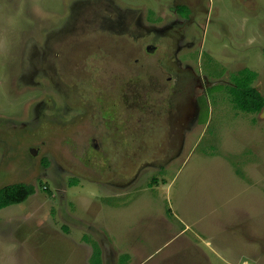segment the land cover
I'll return each instance as SVG.
<instances>
[{
  "label": "rangeland",
  "instance_id": "374dc122",
  "mask_svg": "<svg viewBox=\"0 0 264 264\" xmlns=\"http://www.w3.org/2000/svg\"><path fill=\"white\" fill-rule=\"evenodd\" d=\"M134 1L156 8L157 0ZM203 6L177 55L199 82L163 71L158 51L145 62L150 76L138 72L137 105L124 89L117 125L110 115L93 127L112 174L69 169V148L74 161H94L82 139L91 127L52 121L46 107L63 97L47 76L19 72L22 41L11 39L21 19L0 12V188H36L0 211V264H94L98 253L101 264H264V111L242 112L230 94L249 69L264 96V0ZM33 134L46 144L29 142ZM131 160L144 165L134 170Z\"/></svg>",
  "mask_w": 264,
  "mask_h": 264
},
{
  "label": "flooded vegetation",
  "instance_id": "af4514ba",
  "mask_svg": "<svg viewBox=\"0 0 264 264\" xmlns=\"http://www.w3.org/2000/svg\"><path fill=\"white\" fill-rule=\"evenodd\" d=\"M166 1L157 0L155 9H140L134 0H0V12L11 17L16 14L21 19L19 25L23 29L17 38L11 39L22 41L16 57L22 62L19 72L33 71L47 76L63 97L62 104L56 102L55 106L46 107L53 112L52 121L57 123L65 119L91 127L88 140L82 139L87 148L94 147V161L90 158L74 161L76 157L71 158L72 148H69L71 150L63 155L70 158L63 157L62 160H67L70 170L79 165L85 173L91 169H106L110 174L115 172L113 163L106 162L108 155L98 145L101 132L93 137L99 133L93 127L106 126L110 115L117 117L119 105L127 101L124 89L134 93L129 104L137 105L138 72L150 76L145 62L158 51H162L164 64H169L162 68L163 71L171 72L176 79L189 78L191 82H199L193 69L179 61L177 55L183 51L181 41L186 40V24H191L193 15L204 9V0H172L170 6ZM201 87L198 84L196 88ZM80 109L86 114L82 118L75 112ZM40 116L49 121L46 113ZM36 140L46 144L43 137L34 134L29 142ZM84 148L81 146L80 151ZM30 150L31 156L37 157L38 149L33 147ZM75 152L77 154V150ZM153 163L145 164L155 165ZM56 165L53 163L50 169ZM132 165L134 170H139L144 162H132ZM128 171L133 172V167L126 170L125 175H129ZM111 183L121 187L119 182ZM4 188L6 186L0 191Z\"/></svg>",
  "mask_w": 264,
  "mask_h": 264
},
{
  "label": "trees",
  "instance_id": "16d2710c",
  "mask_svg": "<svg viewBox=\"0 0 264 264\" xmlns=\"http://www.w3.org/2000/svg\"><path fill=\"white\" fill-rule=\"evenodd\" d=\"M257 74L249 69L243 70L237 77L231 95L235 106L245 113H261L264 111V96L254 86ZM154 183L157 180H153ZM35 193L33 186L17 184L7 186L0 191V210L12 205L25 202ZM126 262V261H125ZM94 264H101L99 253L95 257Z\"/></svg>",
  "mask_w": 264,
  "mask_h": 264
}]
</instances>
